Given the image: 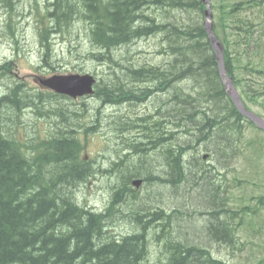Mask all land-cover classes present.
<instances>
[{
  "label": "trees",
  "instance_id": "1",
  "mask_svg": "<svg viewBox=\"0 0 264 264\" xmlns=\"http://www.w3.org/2000/svg\"><path fill=\"white\" fill-rule=\"evenodd\" d=\"M14 1L0 0V5L12 11ZM212 7L214 28L225 47V66L249 107L264 96L263 88H255L257 82L248 79L251 74L264 77L262 62L251 55L264 52V39L256 34L257 30L264 34V0H212ZM204 10L201 0H47L42 13L39 10L43 58L51 55L52 35L76 21L83 24L98 49L92 58L110 64L112 77L97 90L98 97L117 102L120 96L143 91L147 82L159 95L142 106L150 111L166 107L160 126L166 128V138L159 137L149 117L139 122L145 139L156 138L155 147L141 149V143L129 147L132 154L126 163L112 162L111 169H104L110 176L119 172L121 182L113 188L106 210L96 212L74 196L75 187L97 173L93 162L82 158L81 134L91 133L78 121L82 116L75 110L63 111V128L44 139L22 140L14 136L3 113L13 111L11 107L20 113L31 106L49 118L40 104L62 95L47 93L45 100L44 92L23 91L24 83L12 87L0 98V264H142L152 248L157 254L152 264H227L222 250L237 240L243 224L253 226L251 218L246 219L257 211L250 205L233 208L219 166H227L231 153L242 154L245 142L250 159L259 167L264 138L244 140L247 126H255L223 86L204 28ZM9 31L14 34L11 24ZM144 38H155L158 55L168 57L149 63L154 69L124 57L125 48ZM4 67L9 70L13 65L5 61ZM2 68L0 77L6 73ZM258 105L264 112V101ZM67 116L80 124L69 122ZM130 123L135 126L138 121ZM202 151H209L211 160L204 159ZM133 177L143 179V188L164 187L165 193L154 198L148 192L143 198L132 187ZM242 182L235 178L230 184ZM166 189L173 197L167 205ZM130 193L129 202L134 199V204L122 212L136 226L115 238L108 221L119 199L125 197L126 205ZM156 198L160 205L151 203ZM263 204L260 196L257 208Z\"/></svg>",
  "mask_w": 264,
  "mask_h": 264
},
{
  "label": "rangeland",
  "instance_id": "2",
  "mask_svg": "<svg viewBox=\"0 0 264 264\" xmlns=\"http://www.w3.org/2000/svg\"><path fill=\"white\" fill-rule=\"evenodd\" d=\"M14 2L15 5L12 11L0 5V66L3 67L6 60H13V67L10 69V72L5 68L2 70L6 73L3 75L5 78H0V98L7 94L15 84L21 82L25 83L23 88L32 94L47 92L42 87L40 79L58 73L90 72L95 73L100 80H108L112 77L110 75L111 69L109 62H102L92 58L91 53H98V49L91 43L84 25L77 21L68 30L64 29L61 34L52 36L51 56L50 58H46L47 61L45 62V58H43L45 50L40 44L39 36L41 27L39 10L42 13L47 0H21L18 3L15 0ZM253 14L257 16V9L254 10ZM10 17L13 21H9ZM10 24L14 30V34H11L9 31ZM157 46L159 47L155 38L137 40L123 50L124 57L134 58V61H139L141 64L157 63L162 62L164 59L167 60V56L158 55ZM127 49L137 54L126 53ZM251 55L254 60L262 62V67H264V52L262 55L254 53ZM123 61L129 64L126 60ZM258 76L260 75L251 74L248 75V79L251 83L257 82L255 88H263L262 91H264V77L260 76L257 79ZM250 79H254V81ZM143 86L154 88L147 82ZM188 90L189 87L187 86L186 91ZM191 91H193V88H191ZM44 96L43 98L48 100V95L45 94ZM156 97L158 95L150 99H155ZM263 101L264 97H261L258 103L250 102L249 105L256 112H262L263 108L258 104ZM100 105L101 101L98 96L88 99L85 97L77 99L54 97L45 105L43 103L40 104V109L49 113V118L39 114L37 108L31 106L24 107L20 113L14 112L15 109L12 107L11 110L13 111L3 113L14 136H18L22 140L27 138L32 141H35L37 138L44 139L52 134L49 132L63 128L66 120L60 116L62 114L61 112L75 110L79 114H83L78 121L82 126L92 128V133L86 135L81 134L84 145L82 158L91 160L93 167L97 169V173L95 176H89L85 181L80 182L79 186L74 189V196L79 204L87 206L90 210L96 212L106 210L114 194L113 188L121 182V174L119 175V172H113L115 173L114 177L106 174L104 171L108 167L111 169L110 165H112V162L120 159L118 154L120 143L124 139L131 141V136L135 137L137 135L138 139L135 141L136 143L144 141L141 143V149L148 148L152 150L155 147L153 140H147L145 137L138 136L139 129L132 128L134 130L129 132L132 129H125L126 126L121 124L120 121L124 110L129 111L133 117L136 116L133 109L127 107V109L109 107L107 111L99 112ZM134 106L141 109L144 105L142 106L138 102L136 104L134 103ZM145 106L147 107V105ZM150 107L152 108L154 105L150 104ZM55 108L60 109V111H56ZM64 118L73 124H80L68 116ZM145 118H147V115H145ZM139 122L137 125H140L141 122ZM97 124V129L94 130ZM130 133L133 135H130ZM161 133L159 137H162ZM256 135L264 137L261 131L248 125L245 132V140ZM175 136L178 137L179 135L176 134ZM182 138L180 137L179 140ZM242 145L246 153H242L237 157H234V153H231L229 156V166H221V169L228 179L227 182L232 183L233 180L234 183L235 178H240L243 181L238 186L229 184V193L232 198L231 204L233 208L250 205L252 210H256L257 212L256 214L250 213L246 219L251 218L253 226L243 224L236 233L237 240L230 242L222 250L221 256L227 264H258L264 258V225H262L264 223V204L257 208L260 196H263L264 201V161L258 167L249 158L250 155L245 142ZM142 189L139 193H142L141 197L143 198H145L148 192H151L154 198L157 196L160 198L159 196L162 192L165 193L164 187L159 186H148V189L145 186ZM168 191L169 189H166V205L173 199L171 193ZM131 197L132 193L127 197L128 201L126 205H124L125 197L119 199L115 206L117 210L113 211L114 216H111L112 218L108 221L109 228L113 230L111 235L115 238L116 236L122 237L123 235L129 234L136 226L125 218V214L122 212V210L129 208L131 203L132 205L134 204V199L129 202ZM151 203L155 206L160 205L157 198ZM144 207L146 206H142V209H145ZM142 228L146 229V226H142ZM142 228L140 232H143ZM231 234L230 236L233 237L234 233ZM151 251L153 252L147 256L148 260L142 264H152L155 261L157 254L154 251L156 250L152 248ZM161 260L163 259L161 258Z\"/></svg>",
  "mask_w": 264,
  "mask_h": 264
},
{
  "label": "water",
  "instance_id": "3",
  "mask_svg": "<svg viewBox=\"0 0 264 264\" xmlns=\"http://www.w3.org/2000/svg\"><path fill=\"white\" fill-rule=\"evenodd\" d=\"M206 6L205 9V22L204 26L207 31L211 47L215 53V57L218 61V69L223 82L224 88L233 101L238 111L249 118L255 125L264 130V118L258 113L250 110L243 102L241 95L236 88L234 81L228 75L225 62H224V46L223 43L218 39L213 29V13L211 0H202ZM95 79L92 75L85 74H73L66 76H56L47 80L43 83L49 87L57 90L60 93L68 94L72 97L83 96L91 94L93 92V84ZM136 184V182H134Z\"/></svg>",
  "mask_w": 264,
  "mask_h": 264
},
{
  "label": "flooded vegetation",
  "instance_id": "4",
  "mask_svg": "<svg viewBox=\"0 0 264 264\" xmlns=\"http://www.w3.org/2000/svg\"><path fill=\"white\" fill-rule=\"evenodd\" d=\"M128 95L129 94L120 96L119 100L116 103L119 105H125L127 103H132V100L128 98ZM155 95H159L158 90L150 87V90L148 91V93L146 95H144V97H141L139 99H140V101H143L144 103H146V102L151 103L149 101V99ZM141 104H143V103H141ZM137 111H140L143 114L147 115L149 117V119L151 120V123H150L151 126H153V125L156 126L159 130V133L163 132V133H161L162 139L166 138V128H164V127L160 128L162 122L164 123V121H165L164 120L165 118H163V117L166 116V107H164V106L161 108L156 107L155 109H153V111H149V109L145 110L144 108H141V109H138ZM126 113L129 114V111L124 110L122 113V116H127ZM127 117H130V116H127ZM138 136L144 138L145 133H144L143 129L139 128ZM131 139H132L131 141H127L126 139H124V141H122L120 143L119 156H120V163L121 164L126 163V161L128 159H130L129 154L130 155L132 154L131 153L132 150L130 151L129 147H132V146H135V145H138V144L144 142V141H141V142L136 143L135 141L138 139L137 135H135V137H132ZM155 139L156 138H154L153 140H155ZM203 157H204V159L207 158L206 156H203Z\"/></svg>",
  "mask_w": 264,
  "mask_h": 264
},
{
  "label": "bare ground",
  "instance_id": "5",
  "mask_svg": "<svg viewBox=\"0 0 264 264\" xmlns=\"http://www.w3.org/2000/svg\"><path fill=\"white\" fill-rule=\"evenodd\" d=\"M241 122V121H240Z\"/></svg>",
  "mask_w": 264,
  "mask_h": 264
}]
</instances>
